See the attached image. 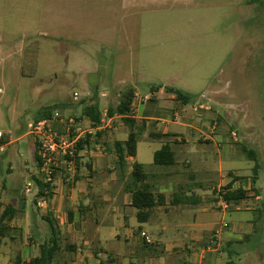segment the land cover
I'll list each match as a JSON object with an SVG mask.
<instances>
[{"label": "rangeland", "instance_id": "rangeland-1", "mask_svg": "<svg viewBox=\"0 0 264 264\" xmlns=\"http://www.w3.org/2000/svg\"><path fill=\"white\" fill-rule=\"evenodd\" d=\"M132 86L140 97L152 86L180 90L192 97L184 106L191 113L199 104L210 106L207 115L218 116L215 131L223 138L222 172L250 179L248 192L254 195L253 170L258 163L256 187L264 200V0H0V132L4 139L11 135L18 140L7 149L16 156L20 149L23 155L15 163L16 174L28 169L24 176L29 177L38 171L29 148L28 124L45 107L58 105L64 117L84 118L87 103L99 99L104 112L117 106ZM161 96L162 104L170 105L172 95ZM142 104L136 100L140 116ZM173 108L154 103L148 110L172 119L178 113ZM145 124V133L159 127L158 122ZM58 129L62 132L64 126ZM114 130L115 126L110 133ZM139 142L141 162L149 161L161 145L158 140ZM243 146L256 153L257 162ZM209 170L197 181L203 194L220 201L222 189L213 193L207 188L219 181L218 159ZM38 193L27 196L36 200ZM215 206L221 208L220 202ZM43 211L37 203L29 206L36 215L35 227L41 230L36 233L39 243L49 229ZM261 212L259 227L264 229ZM218 214L219 225L233 223L236 215ZM243 215L254 217L251 212ZM139 225L151 231L153 241H162L150 223L131 222L118 232L124 237L135 231L132 236L138 238ZM71 238L63 235L62 246ZM129 261L141 262L136 254Z\"/></svg>", "mask_w": 264, "mask_h": 264}, {"label": "crops", "instance_id": "crops-1", "mask_svg": "<svg viewBox=\"0 0 264 264\" xmlns=\"http://www.w3.org/2000/svg\"><path fill=\"white\" fill-rule=\"evenodd\" d=\"M166 88L161 86L158 91H150L140 97L136 93L137 88L133 87L135 99L130 117L136 121L139 137L136 157L127 160L129 167L125 178H122L117 168L113 144L126 142L129 128L124 116L110 117L108 110H101L102 118L97 126L83 114L84 118H79L91 133L87 134L84 149L80 151L75 172L77 181L74 184V178L69 179L62 170L54 184L49 186L51 191H43L44 196L40 195L43 184L40 168L29 177L24 176L28 169L16 174L15 163L23 155L20 149L17 156L7 149L18 140H12L11 135L9 139H2L7 143L0 146V219L11 204L16 208L25 204V209L16 213L11 221H6L2 228L5 237L0 235V264H16L18 259L21 264H27L39 255L42 242L36 240V233L41 230L35 227L36 215L29 212L32 203L44 208L42 218L46 224L44 218H52L61 236L72 237L67 244L61 245L55 264H132L129 258L134 254L140 258V264H264V229L259 227L264 200L260 189L252 181L257 190L254 195H250V179L248 181L247 177L233 171L227 173L228 177L222 172V151L219 150L222 145L219 142L223 138L215 131L219 123L218 116L207 115L211 107L199 104L191 113L185 110V105L178 102L172 93L169 97L172 100L170 105H163L161 95L168 93ZM136 100L143 103L139 107L141 116L136 111ZM154 103H157L158 108L174 107L173 110L178 109V113L172 119L161 118L148 110ZM177 103L180 104L179 108ZM155 122H158L157 130L145 133V123ZM114 126V132L110 133ZM160 135L163 137H158ZM27 136L30 138L29 148L34 159V140ZM141 139L161 142L160 147L150 154L149 161H138ZM87 140L89 147L86 145ZM164 145L172 147L175 163L162 166L166 168H158L159 165L154 164V154ZM5 159L8 160L7 165ZM217 159L219 181L210 182L207 188L213 193L216 189L224 192L223 189L232 184L233 189L242 188L248 193L246 199L231 203L227 210L216 207L215 202L220 201L215 200L212 194H203L202 183L197 181L198 175L210 173L209 169ZM135 163L145 166L144 183L150 186L151 192L157 198L162 196L160 205L152 209L145 223L139 222L132 193L126 189ZM29 184L32 185L31 191H39L36 200L29 199L27 191L23 194L25 185ZM49 193L52 194L50 197L47 196ZM176 194L183 197L180 204L174 205ZM243 212H251L254 217L244 216ZM218 213L236 215L233 223L219 225ZM131 222L150 223L162 241H153L151 231L141 225L137 226L138 238L134 237L135 231L123 237L118 229L129 228ZM48 230L46 236L50 235ZM143 232L149 237L150 243L141 236ZM67 245H73L75 250L67 249Z\"/></svg>", "mask_w": 264, "mask_h": 264}, {"label": "trees", "instance_id": "trees-1", "mask_svg": "<svg viewBox=\"0 0 264 264\" xmlns=\"http://www.w3.org/2000/svg\"><path fill=\"white\" fill-rule=\"evenodd\" d=\"M161 88V86L158 87H151V92L158 91ZM166 91L168 93H172L176 96V100L180 102L182 105H187L192 101V97L188 94H185L184 92L177 90L175 88L167 87ZM135 99V91L133 88H127L126 91L122 94L120 98V102L116 107H109L108 109V115L114 116V115H120L124 116L125 123L127 127L129 128V136L126 142H115L113 144V149L117 155V168L122 176V178H125L126 172L128 169V163L127 160L129 158H135L137 153V144H138V131H137V124L134 119H132L130 116L133 113V103ZM58 105L48 106L45 107V109L42 112V115L35 119V121H39L44 118H50L54 111H56ZM83 115L89 118V120L92 122L94 126H97L101 122L102 118V112L100 109L99 100H94L91 104L87 105L83 109ZM59 127V126H58ZM57 127V128H58ZM163 137V136H158ZM7 141L1 140L0 146L5 145ZM86 145L89 147V141H86ZM84 149L83 143L81 142L79 144V151H82ZM243 152L247 154V156L257 162V155L256 153L248 149L247 147L243 146ZM34 159L37 163V168H40L41 162L40 158L38 156V147L35 145V154ZM80 160V159H79ZM79 163V161H78ZM175 163V157H174V151L172 147L169 145H164L160 150L156 151L154 154V164L159 166H172ZM145 166L142 164L135 163L132 168V172L130 174L129 183L126 185V189H128L133 196V206L138 210V220L141 223H145L148 221V219L151 216V211L154 207L157 205H160V200L162 196H159L157 198L150 190V186L146 183H144V180L146 178ZM259 170V165L256 163L254 167V177L252 179L253 184L257 181V174ZM230 175H232L230 173ZM237 180H240V178H236ZM48 188L49 185H41V191L40 195L44 196V189ZM224 192H221L222 197L225 201L229 203H238L241 200H244L248 197L247 191L244 189H233L232 184H229L223 189ZM52 194L49 193V197ZM181 194H176L174 196L173 204L177 205L180 204L182 199ZM25 209V204H21L19 208L14 207L12 204L9 205L2 218L0 219V235L2 237H5L3 234L2 228L5 226L6 221H11L16 213L19 211H23ZM45 221L48 223V226L50 228V235L46 236V239L40 244V250L39 255L32 259L31 262L27 264H55L56 258L61 251V233L59 229L56 226V222L52 220V218H44ZM67 249L69 250H75V247L73 245H67ZM16 264H21L20 259L17 260Z\"/></svg>", "mask_w": 264, "mask_h": 264}, {"label": "built area", "instance_id": "built-area-1", "mask_svg": "<svg viewBox=\"0 0 264 264\" xmlns=\"http://www.w3.org/2000/svg\"><path fill=\"white\" fill-rule=\"evenodd\" d=\"M75 98H78V94H75ZM61 124L64 126L62 132L57 128ZM90 133L81 119L72 116L64 117L57 110L50 118L28 124V135L33 138L34 144L38 147L40 173L44 185L54 184L60 166L63 167V172L65 171L69 179L73 178L80 159L79 144L84 143L87 134ZM3 137L4 134L0 132V140ZM31 187L32 185L29 184L27 193L31 192ZM220 198L221 208L227 210L231 203L225 201L222 195ZM141 236L150 243L146 233L143 232Z\"/></svg>", "mask_w": 264, "mask_h": 264}]
</instances>
